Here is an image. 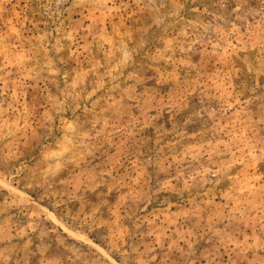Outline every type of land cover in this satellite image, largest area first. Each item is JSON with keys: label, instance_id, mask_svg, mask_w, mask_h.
Segmentation results:
<instances>
[{"label": "rangeland", "instance_id": "obj_1", "mask_svg": "<svg viewBox=\"0 0 264 264\" xmlns=\"http://www.w3.org/2000/svg\"><path fill=\"white\" fill-rule=\"evenodd\" d=\"M0 264H264V0H0Z\"/></svg>", "mask_w": 264, "mask_h": 264}]
</instances>
